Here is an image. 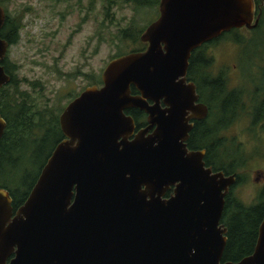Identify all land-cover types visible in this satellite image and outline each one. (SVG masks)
<instances>
[{"label":"water","instance_id":"water-1","mask_svg":"<svg viewBox=\"0 0 264 264\" xmlns=\"http://www.w3.org/2000/svg\"><path fill=\"white\" fill-rule=\"evenodd\" d=\"M5 17L0 4V28ZM259 17L254 0H159L140 35L146 48L110 59L101 84L60 112L64 138L14 214L0 187V264H264V214L253 251L221 261L220 220L236 177L206 167L204 151L185 142L188 121L208 114L187 77L192 51ZM8 48L0 37V87L10 80ZM128 108L148 123L132 140ZM5 127L0 115V138Z\"/></svg>","mask_w":264,"mask_h":264},{"label":"rangeland","instance_id":"rangeland-1","mask_svg":"<svg viewBox=\"0 0 264 264\" xmlns=\"http://www.w3.org/2000/svg\"><path fill=\"white\" fill-rule=\"evenodd\" d=\"M2 5L10 15L27 9L21 19L19 39L6 53L16 66L19 90L31 92V96L57 114L86 86L100 85L101 72L112 56L139 48L141 43L137 39L134 42L133 36L158 15L157 7L136 10L127 0H110L108 4L106 0H3ZM129 27L132 36L127 34L122 39L120 31ZM252 33L241 30L246 39ZM262 52L264 25L242 49L231 38H221L209 43L202 52L209 61L210 73L226 78L228 88L241 90L239 97L245 104L241 109L239 101L235 109L223 112L221 119L229 123H219L218 130L228 144L231 142L229 148H240L243 166L237 169L239 181L231 188L230 195L245 205L254 203L264 186L262 178L257 177L259 173L264 176V127H252L247 121L251 109L246 95L247 89L254 90V86L264 90V67L263 74H258L259 70L249 64ZM209 93L206 89L199 97L209 99ZM26 147L28 152L34 150L30 144ZM38 164L35 157H30L19 166L20 172H29L27 177L22 176L24 173L16 174L11 181L6 171L2 178L11 184L18 183L19 189L26 187Z\"/></svg>","mask_w":264,"mask_h":264},{"label":"trees","instance_id":"trees-1","mask_svg":"<svg viewBox=\"0 0 264 264\" xmlns=\"http://www.w3.org/2000/svg\"><path fill=\"white\" fill-rule=\"evenodd\" d=\"M109 1L110 0H106L107 4ZM127 1L131 2L136 10L143 7L158 8L159 3V0ZM254 1L257 11L260 12L256 27L252 29L246 27L232 28L209 42H215L221 38H231V41L237 44L240 49L244 48L247 41L251 39L253 33L264 25V0ZM2 2L3 0H0L1 5ZM26 11L27 9L25 8L22 10V13L10 15L5 9L6 17L0 28V37L9 44H14L18 41L20 30L23 27L21 19ZM242 29L251 30L253 33L246 39L241 34ZM130 30V27L122 29L120 31L121 38H127V34L132 36ZM141 32L142 29L135 33L133 36L134 42L136 39L140 42L139 34ZM140 47L137 49L134 48L129 52L138 51ZM129 52L117 53L112 56V58ZM199 52L202 53L201 48H196L192 51L187 77L195 83L199 96L202 95L204 90L209 89V99L200 98L209 108V115L203 121H213V119H216V121H226L220 117L223 112L235 109L239 101L241 109H243L245 105L239 97L241 90L237 92L230 90L226 78H223L221 74L213 76L208 70L209 61L205 59V55L201 58ZM263 55L264 52L260 53V55L256 57L257 62L255 59L249 63L251 67L259 70L258 74H263ZM195 56L197 57L195 58ZM2 65L5 72L9 73L11 77L9 82L0 87V115L6 121V127L0 139V187H4L10 191L14 200L13 206L16 208L15 203L20 204L21 201L25 199L54 145L63 138V133L58 121L60 112L57 114L53 109L44 107L41 102L37 100V97L31 96V92L19 90V81L15 74L16 66L14 63L9 64L5 57L2 61ZM215 79H217L216 89H214L216 86ZM42 89H44L43 86L40 88L41 92ZM132 91L133 93L136 92L133 88ZM246 95L248 97L247 106L251 109V111H249V114H251L250 120H253L250 126L254 127L257 124V126H259V121L264 119V90L261 89V86L260 88L254 86V90L247 89ZM235 97L237 98L234 99ZM126 112L132 115L135 121H145L143 117L144 113L139 109H130V111ZM220 125L221 124L218 126ZM218 129L220 130V127H218ZM219 134L220 133L216 136L218 137L216 141L217 144L214 145V149L212 150L210 144L214 140L213 137L216 135L215 133L211 139L209 138L210 135L209 137L203 135L199 142L208 149L206 162L212 165L214 170L221 169L227 174L236 173L237 169L243 166L240 148L237 149L235 146L229 148L228 145L231 142L228 144L225 138ZM23 137H28V139H24ZM28 144L34 147L32 152H28L26 147ZM30 157H35L36 160L39 161V164L34 177L26 187L24 186L19 189L18 183L12 182V185L2 178L6 171H8L11 181L12 176H16V174L21 175L24 173L22 176L26 175L27 177V173L29 172L25 170L20 172L19 166L23 161L29 160ZM6 165L9 166V168H7L8 170L5 168ZM225 198L221 222L227 228V242L223 250L221 261H238L253 251L257 238L258 226L264 214V186L258 191L256 201L250 205L241 203L236 198H232L230 194Z\"/></svg>","mask_w":264,"mask_h":264},{"label":"flooded vegetation","instance_id":"flooded-vegetation-1","mask_svg":"<svg viewBox=\"0 0 264 264\" xmlns=\"http://www.w3.org/2000/svg\"><path fill=\"white\" fill-rule=\"evenodd\" d=\"M158 9V8H157ZM158 16V15H157ZM157 18V17H156ZM155 18V19H156ZM154 19V20H155ZM152 22V21H151ZM145 29V28H144ZM143 29V30H144ZM143 30H142V32H143ZM141 32V33H142ZM141 33L139 34V38H140V35H141ZM140 43H141V47H140V49H138V51H141V50H144L145 48H146V45H147V43H145V42H142L141 40H140ZM209 43L210 42H206V43H204V44H202L201 46H199L198 48H201L202 49V52L204 51V49L206 48V46L207 45H209ZM11 45H13L12 43L11 44H9V47L11 46ZM192 54V53H191ZM192 56V55H191ZM190 56V57H191ZM199 56H201V58H203V53H201V52H199ZM197 56H195V58H196ZM7 58V57H6ZM7 61L9 62V64H12V62L11 61H9L8 60V58H7ZM189 61H190V58H189ZM189 66V65H188ZM188 71V70H187ZM7 73V72H6ZM7 74H9V73H7ZM9 76L11 77V75L9 74ZM189 79V78H188ZM24 80H26V79H24ZM190 80V79H189ZM190 81H192V80H190ZM215 81H216V86L214 87V89H216L217 88V79H215ZM193 82V81H192ZM194 83V82H193ZM195 84V83H194ZM196 86V85H195ZM197 90V89H196ZM230 90H233V91H235V92H237L238 91V89H236V88H230ZM82 91V90H81ZM80 91V92H81ZM79 92V93H80ZM79 93H77L74 97H76ZM137 93V92H136ZM73 97V98H74ZM72 98V99H73ZM71 99V100H72ZM149 101V103H152V101H150V100H148ZM203 102V101H202ZM161 105L162 106H164L163 105V103L161 102ZM130 109H138V108H128V109H126V111H130ZM63 110V109H62ZM140 110V109H139ZM125 111V112H126ZM140 111H142V110H140ZM143 112V111H142ZM127 113V112H126ZM144 113V112H143ZM208 113H209V108H208ZM217 113V112H216ZM128 114V113H127ZM130 115V114H129ZM144 116V120L145 121H135V119H134V117H133V119H134V121H133V124H134V129H133V132H132V134L131 135H129L128 136V140H132V139H134L135 138V135L140 131V130H142V129H144V128H146V126L148 125V123H147V121H146V114L144 113L143 114ZM209 114H207V116H208ZM142 116V115H141ZM206 116V117H207ZM206 117L205 118H203V119H200V120H195V119H192V120H190V121H188V124H191V127L189 128V130H188V136H187V139L185 140V142H186V147H187V149L188 150H203L204 151V153H203V161H204V165L206 166V167H211V169H212V171H222L225 175H230V174H227V173H225L223 170H221V169H218V170H214L213 169V166L212 165H210V164H207V162H206V156L208 155V149H207V147H205V146H203V145H201V143H199L200 142V140H201V138H202V136L203 135H207L208 137H209V135H210V139L213 137V134L215 133L216 135L213 137V141L211 142V150L212 149H214V145H216L217 144V139H218V137H216L217 136V134L219 133V129H218V125H219V123H225V124H228L229 123V121H216V119H213V121H203L204 119H206ZM247 121H250V123H251V121H253V120H247ZM258 125V124H257ZM225 126V125H224ZM259 126L260 127H264V119L262 120V121H259ZM155 128V125L154 126H151L148 130H147V132L145 133V136L146 135H148L149 133H151L152 131H153V129ZM63 138H64V135H63ZM62 138V139H63ZM1 139V138H0ZM62 139H60V140H62ZM59 142V141H58ZM57 142V143H58ZM56 143V144H57ZM56 144L54 145V147L56 146ZM53 147V148H54ZM53 150V149H52ZM234 175H235V177H236V182L238 181V179H239V176L236 174V173H233ZM258 178H262V182H263V185H264V176H262V174L261 173H259L258 174V176H257ZM236 182L233 184V185H235L236 184ZM233 185H231L230 187H229V190H228V192H227V194L225 195V197L228 195V194H230V190H231V188H232V186ZM1 188H3V189H5L4 187H1ZM173 188H174V185H170L169 186V189H167L166 190V192H165V194H164V197H169L171 194H172V192H173ZM7 190V189H6ZM8 192H9V195H10V197H11V199H12V201H11V205H12V210H13V214H14V212L16 211V209L24 202V200L26 199V197H27V195H26V197H25V199L23 200V201H21V203L19 204V203H15V205H16V208H14V206H13V204H14V200H13V197H12V195H11V193H10V191L9 190H7ZM29 193V192H28ZM226 199V198H225ZM224 206H225V203H224ZM223 210H224V208H223ZM223 213V212H222ZM263 217V216H262ZM262 220V219H261ZM220 222H221V220H220ZM261 222V221H260ZM222 223V222H221ZM223 224V223H222ZM224 226V225H223ZM225 227V226H224ZM226 228V227H225ZM225 236H226V242H227V228H226V232H225ZM14 256V254H12L10 257H8V259H7V263H8V261L10 260V258H12Z\"/></svg>","mask_w":264,"mask_h":264}]
</instances>
